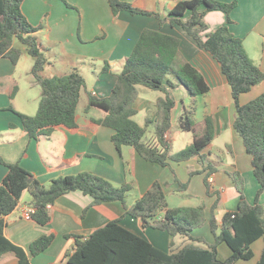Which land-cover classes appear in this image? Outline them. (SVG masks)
I'll list each match as a JSON object with an SVG mask.
<instances>
[{"label":"crops","instance_id":"obj_1","mask_svg":"<svg viewBox=\"0 0 264 264\" xmlns=\"http://www.w3.org/2000/svg\"><path fill=\"white\" fill-rule=\"evenodd\" d=\"M122 1L166 19L176 5L185 0ZM217 1H238V6L231 13L230 30L243 41L249 57L264 71V0ZM22 10L32 25L43 27L36 34L49 61L43 76H65L78 70L85 78L86 89L82 92L85 96V116L84 120H80L77 112L80 129L75 134L59 129L39 141L30 139L17 113L35 116L38 112L42 89L32 75L34 59L24 53L18 64L14 65L9 59L1 58L0 159L7 164L20 163L45 186L60 177L83 172L104 178L116 187L131 184L134 190L128 198L129 206L143 197L155 182L164 186L169 208L203 206L206 220L201 228L192 233V237L202 239L204 243L181 235L172 237L168 232L152 227L145 228L139 219H122L124 228L167 253L178 252L189 244L207 248V244L215 243L211 220L215 218L221 224L225 214L238 210L240 202V194L230 177L232 173L242 175L246 198L250 204H255L261 186L254 176L252 157L234 129L236 106L232 89L218 61L201 49L182 27L169 23L161 25L154 15L122 12L115 17L108 0H23ZM189 17L190 13H187L184 20ZM227 20L223 12H208L205 16L208 30L203 37L226 25ZM145 30L180 39V55L204 76L210 86L209 93L197 98L195 119L199 132H202L201 126L207 116L215 121L217 136L205 152L207 162L215 167L214 173L210 174L197 157L162 167L144 160L133 147L124 146L118 151L112 142L114 131L92 122L104 119L106 112L89 108V95L101 98L111 95L118 80L117 75L123 70ZM106 63L111 67L109 73L103 72ZM169 91L176 106L172 111V128L167 137L172 144V153H177L193 141V133L184 132L180 126V118L190 109L191 100L184 87L170 88ZM262 94L264 81L249 93L242 94L240 104L245 105ZM165 96L162 91L138 86L134 120L140 126H145L146 119L156 113L158 100ZM11 125H14L13 128ZM148 140L158 143L153 128L146 133L145 141ZM7 172V167L0 163V185ZM28 194H23L18 208L6 217L5 236L28 254L31 264H67L66 254L74 251L76 236L86 238L106 224L122 218L125 213L120 202L93 206L92 197L72 192L50 206L52 219L48 225L41 226L32 218L25 219V211L32 207V197ZM260 204L264 207V193L260 197ZM161 218L163 214L157 219ZM52 233L57 235L52 246L44 253L32 256L31 244ZM263 249L264 239L257 240L252 245L254 257L238 264H257ZM218 255L221 260H227L232 252L226 244H221ZM18 263L14 254L0 259V264Z\"/></svg>","mask_w":264,"mask_h":264},{"label":"trees","instance_id":"obj_2","mask_svg":"<svg viewBox=\"0 0 264 264\" xmlns=\"http://www.w3.org/2000/svg\"><path fill=\"white\" fill-rule=\"evenodd\" d=\"M108 1L115 17L122 12L154 15L161 25L169 23L182 27L201 49L209 52L221 65L236 106L234 129L252 157L254 176L261 186L255 204H250L246 198L242 175L232 173L230 177L240 194V202L238 210L225 214L221 224L215 218L211 220L215 243L207 244V248L189 244L178 252L167 253L124 228L122 219H139L145 228L152 227L168 232L172 237L181 235L204 243V240L192 237V233L201 228L206 220L203 206L169 208L164 186L159 182L153 183L143 197L129 206L128 198L134 190L131 184L116 187L104 178L83 172L60 177L45 186L20 163L7 164L0 159V163L8 169L0 185V259L14 254L18 264H31L28 254L5 236L6 217L18 208L25 192L32 197L35 211L31 217L41 226L48 225L52 219L50 206L64 195L81 192L92 197L93 206L120 202L125 213L122 218L97 229L86 238L76 236L74 251L66 254L67 264H238L251 260L254 257L252 245L264 239V207L260 204L264 193V94L245 105L240 104V96L264 81V71L249 57L243 41L230 30L231 13L238 6V1L185 0L179 2L166 19L122 0ZM22 5L23 0H0V59L7 58L17 65L24 53L30 55L34 59L32 75L42 89V96L35 116L17 114L32 140L39 141L59 129L75 134L80 129L77 110L82 92L86 89V80L78 70L65 76H43L49 61L36 35L43 27L30 23ZM211 11L225 13L228 23L204 38L203 34L208 30L205 16ZM187 13L190 17L185 21ZM103 72H111L109 64H105ZM117 77L111 95L101 98L90 94L88 107L106 112L104 119L92 122L114 131L112 142L118 151L124 146L133 147L144 160L162 167L197 157L210 174L214 173L215 167L207 162L205 152L217 136L215 121L207 116L201 126L202 132H199L195 119L197 98L211 89L204 76L180 55V39L145 30ZM138 86L162 91L166 95L158 100L156 113L146 119L145 126L134 120ZM180 86L186 89L191 100L190 109L180 118V126L184 132L193 133V141L183 150L172 153V144L167 136L172 128V111L176 103L169 89ZM149 128H153L157 138L158 143L154 146L145 141ZM206 185L209 187L208 178ZM162 214L163 218L157 219ZM56 238V233L40 237L31 244V255L38 256L47 251ZM221 244H226L232 252L227 260L219 258L218 247ZM257 264H264V249Z\"/></svg>","mask_w":264,"mask_h":264},{"label":"built area","instance_id":"obj_3","mask_svg":"<svg viewBox=\"0 0 264 264\" xmlns=\"http://www.w3.org/2000/svg\"><path fill=\"white\" fill-rule=\"evenodd\" d=\"M149 146H154L155 145V143L153 142V141H151V140H148L147 142H146ZM34 208L33 207H29V208H27V210L25 211V219H31L32 217H31V215H32V213H34Z\"/></svg>","mask_w":264,"mask_h":264},{"label":"rangeland","instance_id":"obj_4","mask_svg":"<svg viewBox=\"0 0 264 264\" xmlns=\"http://www.w3.org/2000/svg\"><path fill=\"white\" fill-rule=\"evenodd\" d=\"M84 97L85 96H83L82 95V102H81V104H80V106H79V111H77L78 112V118L80 119V120H84V116H85V112H84ZM189 135H192V134H189ZM29 195V194H28Z\"/></svg>","mask_w":264,"mask_h":264}]
</instances>
